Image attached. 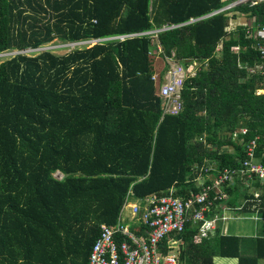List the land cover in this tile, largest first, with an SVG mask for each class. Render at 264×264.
I'll return each mask as SVG.
<instances>
[{
  "label": "trees",
  "instance_id": "1",
  "mask_svg": "<svg viewBox=\"0 0 264 264\" xmlns=\"http://www.w3.org/2000/svg\"><path fill=\"white\" fill-rule=\"evenodd\" d=\"M225 6L0 0V264H87L101 226L116 225L127 203L188 199L201 193L200 178L210 184V174L241 169L250 141L259 139L261 154L264 80L249 72L262 61L260 41L248 36L249 24L230 26L239 16L256 19L254 29L264 25V2L186 24ZM164 26L176 27L157 32ZM54 41L98 42L55 52ZM158 58L166 64L155 73ZM196 62L181 110L168 112L173 103L157 96L162 77L172 63ZM244 180L223 184L227 204L241 198V212L256 205L264 214V179ZM243 182L260 191L257 201ZM219 232L216 240L235 249L223 254L236 255L237 239ZM198 234L188 224L162 242V253L175 237L182 264H213L220 252L209 239L197 243Z\"/></svg>",
  "mask_w": 264,
  "mask_h": 264
},
{
  "label": "built area",
  "instance_id": "2",
  "mask_svg": "<svg viewBox=\"0 0 264 264\" xmlns=\"http://www.w3.org/2000/svg\"><path fill=\"white\" fill-rule=\"evenodd\" d=\"M261 2L264 0H239L223 9V12L246 4L255 6ZM247 34L260 41L259 51L262 60L249 72L261 76L264 80V25L257 26L255 29L252 25L249 26ZM140 35L144 34H138ZM132 36L136 35L118 37V39L124 40L125 37ZM91 42L87 41L83 44ZM73 45L77 44L63 45V47H73ZM195 66L185 68L179 63H172L166 75L162 77L164 82L157 87V96L164 103H173L168 106V112L177 114L181 110V94L188 77L196 74ZM152 80L158 82L160 79L158 75H153ZM262 94H264V88L257 91V95ZM241 134L245 135L246 130H241ZM258 141L259 139L250 141L246 148L249 159L243 162L241 169L225 168L210 184H204V179L200 178L203 188L201 193L193 197L184 199L173 195L153 196L146 200L145 205L139 202L127 203L116 225L101 226V234L93 246L87 264H180L178 256L173 252L162 253V242L173 233H183L188 224L196 225V223L200 225V236L207 237L214 229L216 222L215 219L210 220L207 214L216 201L227 198L222 189L223 184L233 182L237 176L245 179L244 181L253 176L264 179V146H262L261 154L257 155ZM212 190L215 191L214 197L211 196ZM127 207L131 209L132 215L133 223L130 225L123 217Z\"/></svg>",
  "mask_w": 264,
  "mask_h": 264
},
{
  "label": "crops",
  "instance_id": "3",
  "mask_svg": "<svg viewBox=\"0 0 264 264\" xmlns=\"http://www.w3.org/2000/svg\"><path fill=\"white\" fill-rule=\"evenodd\" d=\"M223 1L226 3L225 7H227L228 5H232V3H234V1L236 0H223ZM224 8L220 10H216L217 13H215L214 11L213 13L208 14L206 16L191 19L186 24H191V23L206 19L212 15L223 13ZM233 9L234 8H232L231 10ZM243 17L245 18H242V16H239L237 20L233 21L231 24L232 27L230 29L234 30L236 26L240 24L241 18L243 20L245 19L244 20L245 24H249L250 26L252 25L253 27H256L255 26L256 19H249L248 16H243ZM192 20L194 21L192 22ZM172 27H176V26H172ZM171 28L164 26L161 29H157V32H160L164 29H171ZM219 49H220V46L217 50L219 51ZM165 64H166L165 61H162V60L160 61L159 58L156 59L154 63L155 73H160L162 69H164ZM199 70H200V66L196 62L195 73L198 72ZM251 75H256V74H251ZM210 177L212 178V182H213L215 175L210 174ZM243 183L245 185L246 184L249 185L246 187L241 186L243 191H247V193H254L253 194L254 198L257 201L260 195V191L258 189L255 190L254 187L250 185V182H246V183L243 182ZM225 194L228 195L226 191H225ZM228 200H229V195L227 196L226 200L222 201L219 204H215L212 207L211 211L209 212V214L212 213V215L210 216L209 219L216 220L215 227L214 229L211 230L210 234L205 238L200 236V231H199V234L196 236V242L201 243L205 239L211 240L212 244L217 249L216 251L220 252L218 254H213V256L210 257V259H212L213 264H241L240 259L242 260L243 259H246V260L254 259L255 264H264V256L259 255V253H264V214L258 213L257 210L253 211L254 208L257 207L256 205H251L247 207L248 209L246 210V213H243L241 212V208L244 205L243 199L240 198L239 204H238L239 206L235 208H231L227 204ZM132 203H137V202H132ZM123 217H124V214H123ZM131 218H132V215L126 218L125 220L126 223L129 225L133 223L131 221ZM196 226L198 228L200 227V225L197 223H196ZM136 231H138V228H136ZM218 231H220L219 233L223 237H234L237 239L236 255L223 254L225 252H230V251L235 252V249H233L232 247H229L227 245V242L220 244L216 240V238L219 237L217 236ZM182 245H183V241H180L176 239L175 237H171V239L167 240V248H168L167 253L173 252L175 255L178 256V259H179V251ZM221 249H223L225 252H223ZM179 262H180V259H179ZM180 264L182 263L180 262Z\"/></svg>",
  "mask_w": 264,
  "mask_h": 264
},
{
  "label": "rangeland",
  "instance_id": "4",
  "mask_svg": "<svg viewBox=\"0 0 264 264\" xmlns=\"http://www.w3.org/2000/svg\"><path fill=\"white\" fill-rule=\"evenodd\" d=\"M237 1H239V0L234 1V3L237 2ZM242 18H245V17L242 16ZM242 18L240 19V23H244L245 19L243 20ZM230 27H232V26H230ZM63 45H70V44L69 43L68 44H60L58 41H54V42L48 44V47L52 48L55 52H62V51H69V50L75 49V48H77L79 46L80 47L84 46L83 42L80 43V44H77V45H73V47H70V46L69 47H63ZM63 49H66V50H63ZM56 177L62 178V174L58 173V174H56ZM130 216H131V209H129V208L125 209V212H124L125 220H126V218H128Z\"/></svg>",
  "mask_w": 264,
  "mask_h": 264
},
{
  "label": "clouds",
  "instance_id": "5",
  "mask_svg": "<svg viewBox=\"0 0 264 264\" xmlns=\"http://www.w3.org/2000/svg\"><path fill=\"white\" fill-rule=\"evenodd\" d=\"M232 4H234V3H232ZM229 6H231V5H228L227 7H229ZM227 7H225V8H227ZM238 7V6H237ZM224 8V9H225ZM234 8H236V7H234ZM231 9H229V10H226V11H230ZM226 11H224V12H226Z\"/></svg>",
  "mask_w": 264,
  "mask_h": 264
}]
</instances>
